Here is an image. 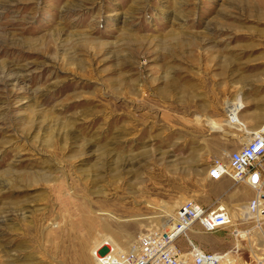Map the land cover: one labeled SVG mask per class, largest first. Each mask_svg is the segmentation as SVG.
Returning <instances> with one entry per match:
<instances>
[{"label":"rangeland","instance_id":"rangeland-1","mask_svg":"<svg viewBox=\"0 0 264 264\" xmlns=\"http://www.w3.org/2000/svg\"><path fill=\"white\" fill-rule=\"evenodd\" d=\"M237 97L261 132L264 0H0V264H97L189 199L234 211L253 191L207 171L251 137ZM257 222L190 236L264 264Z\"/></svg>","mask_w":264,"mask_h":264},{"label":"built area","instance_id":"built-area-1","mask_svg":"<svg viewBox=\"0 0 264 264\" xmlns=\"http://www.w3.org/2000/svg\"><path fill=\"white\" fill-rule=\"evenodd\" d=\"M211 181L229 179L253 191V196L240 203L234 211L225 203L204 206L194 200L182 202L175 212L174 222L163 231L142 236L137 247L121 250L103 242L93 252L97 264H223L225 254L201 249L192 240L194 227L202 233L231 228L238 236L236 218L245 222L264 218V131L257 133L237 150L228 153L224 162H216L207 171ZM264 220V219H263ZM183 238L186 250L177 245Z\"/></svg>","mask_w":264,"mask_h":264},{"label":"crops","instance_id":"crops-1","mask_svg":"<svg viewBox=\"0 0 264 264\" xmlns=\"http://www.w3.org/2000/svg\"><path fill=\"white\" fill-rule=\"evenodd\" d=\"M241 109H242V101H241L240 97H237L234 102H227L226 103V110H227V114H228V119L225 122V124L232 129L242 131L243 134L239 135V137H244V136H248V135L252 136V135H254V133L252 134L248 130H246L245 126L243 125L241 120L238 118V112ZM234 110H235V112H234ZM231 112H234L235 114H233ZM210 131L215 132L212 130H210ZM217 132H221V131H217ZM250 138H246L244 141H246L247 139L250 140Z\"/></svg>","mask_w":264,"mask_h":264},{"label":"bare ground","instance_id":"bare-ground-1","mask_svg":"<svg viewBox=\"0 0 264 264\" xmlns=\"http://www.w3.org/2000/svg\"><path fill=\"white\" fill-rule=\"evenodd\" d=\"M262 131H264V129H263ZM262 131H261V132H262ZM259 133H260V132H259ZM254 135H255V134H254ZM252 136H253V135H252ZM252 136H251V137H252ZM250 139H251V138H250ZM247 140H248V139H247ZM247 140H246V141H247ZM221 181H222V180H221ZM263 219H264V218H262V220H263ZM173 222H174V219H173ZM260 225H261L260 222H257V226H260ZM170 226H171V225H168V228H169ZM257 226H256V228H257ZM225 255H226V257H227L228 254H225ZM229 262H230V260H229Z\"/></svg>","mask_w":264,"mask_h":264}]
</instances>
